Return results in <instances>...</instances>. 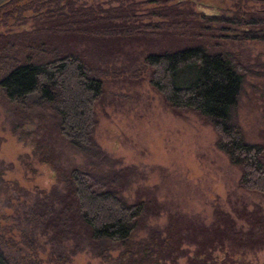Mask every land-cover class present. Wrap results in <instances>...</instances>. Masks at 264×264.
<instances>
[{"label":"rangeland","instance_id":"rangeland-1","mask_svg":"<svg viewBox=\"0 0 264 264\" xmlns=\"http://www.w3.org/2000/svg\"><path fill=\"white\" fill-rule=\"evenodd\" d=\"M71 1L74 6L94 9L118 5L130 8L135 16L130 21L133 31L153 40L165 32L197 30L198 38L210 42L205 48L227 50L253 73H264V0ZM170 5L183 12L168 9ZM52 6L50 0H19L6 6L0 10V34L31 32ZM156 11L167 16L151 14ZM245 11L260 15L249 17L243 14ZM149 47L144 40L122 44L121 54L96 63L102 69L104 90L94 107L91 133L106 157L99 161L101 169H135L124 195L130 201L141 189L155 197L160 210L147 226L158 230L164 227L169 214L208 225L215 210L233 218V210L241 207L249 210L258 206L264 211L263 197L237 187L239 171L215 149L216 136L211 127L190 113L173 115L151 89L149 71L142 66ZM91 48V42L76 47L80 53L91 52ZM92 60L95 62L94 57ZM40 86L15 104L0 97V249L8 264H107L86 248L73 251L71 241L51 242L29 216L41 191L49 192L53 186L62 190L55 168H92L96 162L81 148L82 137H72L69 144L56 132L54 116L66 102V95L49 86H44L45 94ZM232 121L246 142L258 141L257 133L264 131V77L244 78ZM35 140H42V156L50 165L39 161ZM144 236L143 231L135 239ZM118 252L110 250L109 258L114 259ZM215 255L221 257L220 253ZM176 264H185L184 259L179 258ZM227 264H264V248L236 253Z\"/></svg>","mask_w":264,"mask_h":264},{"label":"trees","instance_id":"trees-1","mask_svg":"<svg viewBox=\"0 0 264 264\" xmlns=\"http://www.w3.org/2000/svg\"><path fill=\"white\" fill-rule=\"evenodd\" d=\"M18 1L9 0L0 10ZM60 1L63 4L58 5ZM51 2L54 6L46 9L44 19L31 32L0 34V97L15 104L34 94L40 84L45 94L44 86L63 92L67 100L55 113L56 132L69 144L72 137H82L81 148L96 162L92 168H55L62 190L53 186L49 192L41 191V198L29 209L32 222L51 242L71 241L73 251L86 248L107 264H176L179 258L185 264H227L236 253L263 249L264 211L258 206L234 209L235 218L215 210L208 225L169 214L161 230L147 226L160 210L155 197L137 189L134 198L127 199L124 192L135 169H101L99 161L106 157L91 129L94 107L104 90L102 69L96 63L121 54L122 44L144 40L150 47L142 66L149 71L151 89L173 115L190 113L210 126L216 136L215 149L239 171L237 187L264 198V131L257 133V142H246L232 121L244 78L264 77V73H253L227 50L205 48L210 42L198 38L197 30L165 32L153 40L133 31L130 21L135 16L125 6L94 9L74 6L71 0ZM167 8L183 12L173 5ZM151 14L167 16L158 11ZM243 14L260 15L255 11ZM82 42H91V52L77 51ZM34 143L39 161L50 165L42 156V140ZM25 167L33 172L28 164ZM143 231L145 236L135 239ZM115 249L119 252L110 259L108 252ZM0 264H8L1 249Z\"/></svg>","mask_w":264,"mask_h":264},{"label":"water","instance_id":"water-1","mask_svg":"<svg viewBox=\"0 0 264 264\" xmlns=\"http://www.w3.org/2000/svg\"><path fill=\"white\" fill-rule=\"evenodd\" d=\"M7 1H9V0H0V5L4 4Z\"/></svg>","mask_w":264,"mask_h":264}]
</instances>
